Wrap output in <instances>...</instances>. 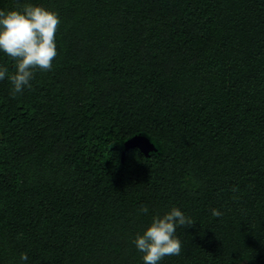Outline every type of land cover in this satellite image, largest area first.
Returning a JSON list of instances; mask_svg holds the SVG:
<instances>
[{
    "label": "trees",
    "instance_id": "16d2710c",
    "mask_svg": "<svg viewBox=\"0 0 264 264\" xmlns=\"http://www.w3.org/2000/svg\"><path fill=\"white\" fill-rule=\"evenodd\" d=\"M24 4L60 25L51 71L15 98L0 81V264H143L135 238L173 207L195 224L159 264H264V0L0 11ZM134 135L155 150L122 156Z\"/></svg>",
    "mask_w": 264,
    "mask_h": 264
},
{
    "label": "clouds",
    "instance_id": "9594fccd",
    "mask_svg": "<svg viewBox=\"0 0 264 264\" xmlns=\"http://www.w3.org/2000/svg\"><path fill=\"white\" fill-rule=\"evenodd\" d=\"M60 25L58 14L43 7L24 4L20 10L0 11V52L14 61V72L0 67V81L7 79L11 84V94L15 98L27 88L35 73L48 72L57 56L56 32ZM140 212L148 213L146 206ZM214 217L223 215L212 209ZM195 222L173 207L163 216H153L150 225L134 240L136 249L143 253V264H159L167 256H179L181 241L176 237L177 227L191 228ZM26 261L27 255L22 254Z\"/></svg>",
    "mask_w": 264,
    "mask_h": 264
},
{
    "label": "water",
    "instance_id": "95a60500",
    "mask_svg": "<svg viewBox=\"0 0 264 264\" xmlns=\"http://www.w3.org/2000/svg\"><path fill=\"white\" fill-rule=\"evenodd\" d=\"M132 148L138 149L144 156H148L151 151L155 150L153 144L148 140V138L142 135H134L124 142L122 156L124 155L125 151Z\"/></svg>",
    "mask_w": 264,
    "mask_h": 264
}]
</instances>
